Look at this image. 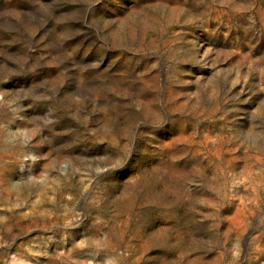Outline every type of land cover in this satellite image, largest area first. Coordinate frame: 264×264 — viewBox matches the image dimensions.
<instances>
[{
    "label": "rangeland",
    "instance_id": "374dc122",
    "mask_svg": "<svg viewBox=\"0 0 264 264\" xmlns=\"http://www.w3.org/2000/svg\"><path fill=\"white\" fill-rule=\"evenodd\" d=\"M0 264H264V0H0Z\"/></svg>",
    "mask_w": 264,
    "mask_h": 264
}]
</instances>
